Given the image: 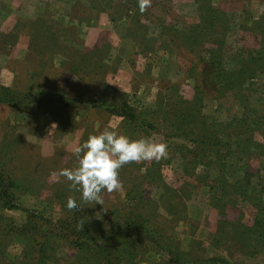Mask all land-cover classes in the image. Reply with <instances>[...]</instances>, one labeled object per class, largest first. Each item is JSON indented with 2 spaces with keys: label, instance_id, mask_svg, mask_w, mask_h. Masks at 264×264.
<instances>
[{
  "label": "rangeland",
  "instance_id": "1",
  "mask_svg": "<svg viewBox=\"0 0 264 264\" xmlns=\"http://www.w3.org/2000/svg\"><path fill=\"white\" fill-rule=\"evenodd\" d=\"M212 3L218 9L214 20H206L200 37L190 39L188 27L197 18L194 0H151L143 13L137 0H0V170L17 177L9 191L17 196L10 200L12 209L0 207V233L11 225L38 223L53 232L45 264H74L75 250L58 221L68 218L97 232L99 241L122 234V246L134 252L126 254L127 264H170L171 255L150 237L126 228L129 220L145 221L189 261L216 257L222 261L213 264H264V251L252 255L241 247L251 244L250 238L210 206L212 172L202 166L194 174L183 171L175 149L183 139L166 125L146 127V117L142 121L139 115L155 108L174 112L180 96L189 101L195 94L200 95L197 109L218 122L242 114L243 105L264 107L260 67L244 72L254 76L244 82L245 99L216 97L200 82L212 50L221 51L226 68L243 70L239 53L264 41L255 38L264 0ZM209 23L224 35L209 33ZM105 128L164 143L167 156L124 165L120 188L102 194L101 205L82 201L59 171L74 167V148ZM249 161L256 172L251 180L264 188V156ZM225 177L227 184L234 182ZM70 197L76 209L66 207ZM245 204L237 199L226 221L249 225L253 213ZM8 234L0 241V264H41L36 251L23 261L32 244Z\"/></svg>",
  "mask_w": 264,
  "mask_h": 264
},
{
  "label": "trees",
  "instance_id": "2",
  "mask_svg": "<svg viewBox=\"0 0 264 264\" xmlns=\"http://www.w3.org/2000/svg\"><path fill=\"white\" fill-rule=\"evenodd\" d=\"M194 1L197 6V18L195 23L188 27V31H190L187 34L190 39L199 38L204 31L206 20L209 18L214 20V15L218 12L212 3L213 0ZM216 26L215 23H209L207 31L209 33L219 31L216 35L222 37L224 32L215 28ZM256 34V39L264 40V13L261 15ZM222 42L223 40H221ZM243 51L245 54L239 53V59H236L238 66H242L243 70L240 67L237 70H230L223 66L220 50L210 52L211 57L201 68L200 82L205 83L216 97L228 96L235 99L237 96H241L245 99L248 96L243 94L247 91L244 82L254 76L251 74L245 76L244 72L247 69H254L253 66L260 67V71L264 74V41H260L255 48L248 47ZM199 103L200 95L196 96L195 94L189 101L180 96V100L175 105L176 108L174 107V112L164 108L157 110L155 108L147 109L140 114L132 110L131 115L137 117L139 114L142 121L145 120L143 117L145 116L146 127L166 125L176 137L183 139V143L175 145L176 151L180 153V156H176V158L183 171L188 168L187 171L194 174L196 169L202 166L203 169L207 168L212 172L215 183L209 194L210 206L217 210L224 223L234 227L236 231H242V235L250 238L251 244L242 242L241 247H249L248 250L251 251V254L256 255L264 251V188H259L251 180L252 177H255L256 172L252 169L249 160L264 156V107L249 109L243 105L242 114H232L225 122H218L202 114L197 109ZM147 129L144 128L143 131L147 132ZM3 171L0 170V207L12 209L10 200L17 196L13 192L10 194L9 191H14L15 187H11V185L17 186V177L14 175L12 177ZM225 175H231L234 182L227 184ZM237 199L246 202L245 205L250 210V214L253 213L252 222L249 225H243L234 219L233 221L236 222L226 221L228 208L233 207L232 205ZM79 218L76 220L81 221L84 217L80 216ZM58 221L59 225L66 229V233L62 236L66 244L75 250L74 264H127L129 260L126 254L134 253L133 250L122 246V234L113 236L110 240L102 237L99 241L101 236L85 227L86 225L71 222L68 218ZM144 222L135 224L129 220L126 228L133 227L135 231L150 237L152 243H155L159 250L171 255L168 259L170 264H213L222 261L216 257L207 259L195 257L189 261L183 257L184 253L175 250L172 243L152 225L144 226ZM40 227V224L28 223V221L22 225L8 226L9 229H3L4 231L8 229L6 232L0 233V241L4 235H9L8 233L20 236L24 241L27 239L32 245L31 248H26L23 251L22 260L32 259L36 251L39 262L45 264L53 250L49 242L53 232H50L51 230L48 228L41 229Z\"/></svg>",
  "mask_w": 264,
  "mask_h": 264
},
{
  "label": "clouds",
  "instance_id": "3",
  "mask_svg": "<svg viewBox=\"0 0 264 264\" xmlns=\"http://www.w3.org/2000/svg\"><path fill=\"white\" fill-rule=\"evenodd\" d=\"M141 13L150 7L151 0H137ZM75 166L63 168L59 175L70 182V188L81 193L84 202L103 205V195L120 188L119 169L132 162L159 160L167 156V145L149 138L130 139L114 129L105 128L89 135L73 150ZM69 210L78 207L74 198L66 203Z\"/></svg>",
  "mask_w": 264,
  "mask_h": 264
}]
</instances>
